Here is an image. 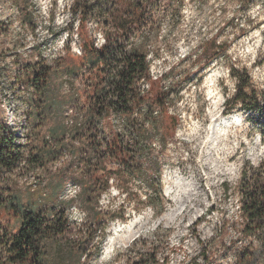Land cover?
Returning a JSON list of instances; mask_svg holds the SVG:
<instances>
[{
    "label": "rangeland",
    "instance_id": "obj_1",
    "mask_svg": "<svg viewBox=\"0 0 264 264\" xmlns=\"http://www.w3.org/2000/svg\"><path fill=\"white\" fill-rule=\"evenodd\" d=\"M149 1L150 19L134 44L149 40L150 72L160 83L143 82L142 90L172 89L166 108L176 119L174 140L162 148L159 132L153 141L162 197L141 179L122 185L103 177L116 166L102 161L108 131L90 119L87 78L59 69L81 63L85 42L102 43L101 25L78 24L76 0H0V21L9 26L0 35V62L7 68L0 118L20 149L0 177V228L11 234L20 229L9 210L11 196L29 206L47 195V206L64 217L52 219L46 264H236L245 244L226 222L241 221L243 172L264 163V141L240 104L226 108L239 84L234 72L264 93V0ZM23 10L34 16V33L21 26ZM212 41L224 47L210 62L203 53ZM33 62L55 70L47 103L14 81L23 77V64ZM28 112L38 119L29 127ZM110 129L123 134L124 123L113 118ZM150 244L155 258L140 261Z\"/></svg>",
    "mask_w": 264,
    "mask_h": 264
},
{
    "label": "trees",
    "instance_id": "obj_2",
    "mask_svg": "<svg viewBox=\"0 0 264 264\" xmlns=\"http://www.w3.org/2000/svg\"><path fill=\"white\" fill-rule=\"evenodd\" d=\"M148 1L76 0L73 13L80 17L78 24L84 25L88 20L99 23L104 44L97 49L95 41L85 42L81 63L73 65L72 61L70 65L59 66V69L66 76L87 78L85 89L91 103L90 119L108 131L105 133L102 161L116 166V170L105 171L103 177H116L115 181L118 179L122 185L129 179H141L149 188H157L158 196L162 197L161 165L153 153L156 146L153 141L159 132L161 140L157 141L162 148L174 140L172 127H175L176 119L168 116L166 108L172 89L166 93L158 89L142 90L143 82L150 87L160 83L150 72L149 40L143 38L134 44L138 28L150 19ZM20 20L23 30L35 32L33 14L23 10ZM8 28L0 21V35H7ZM223 47L212 41L203 55L211 62L220 56ZM6 71L4 62H0V89ZM22 72L23 77L14 79L18 86L24 85L25 91L39 95L47 103L48 87L55 70L41 62H33L23 64ZM233 76L237 77L239 84L234 97L227 101L226 110L240 104L264 141V93L253 90L250 82H243L242 76L236 72ZM113 118L124 123L123 134L115 133L113 129L109 131ZM37 120L33 112H28L27 127ZM14 139L0 118V177L5 169L13 168L20 156V149L13 145ZM37 159L33 165L41 162L39 157ZM106 183L108 185L109 181ZM34 193L37 194L36 191ZM239 196L241 221H234L231 225L226 222V228L229 225L237 233V239L245 242L236 251V264H261L264 261V163L253 173L250 170L243 172ZM11 201L9 210L19 219L20 229L11 234L0 228V249L3 250L0 264H46L45 243L55 229L52 219L63 216L64 212L56 214L55 206L48 207L47 195L29 203V206H21L16 196H11ZM145 201L154 206L150 195H145ZM4 204L0 194V207ZM149 246L146 255L139 254L140 261L155 258V248L151 244Z\"/></svg>",
    "mask_w": 264,
    "mask_h": 264
},
{
    "label": "bare ground",
    "instance_id": "obj_3",
    "mask_svg": "<svg viewBox=\"0 0 264 264\" xmlns=\"http://www.w3.org/2000/svg\"><path fill=\"white\" fill-rule=\"evenodd\" d=\"M213 79H214V76H211V79H210V80H211V81H210L211 83H213V82H214V80H213ZM211 96H213V97L215 96V95H214V91H211ZM234 118H235V117H234ZM230 120H231V119H230ZM226 123H230V121H229V122H228V121H226ZM228 125H229V124H228ZM112 248H113V246H111L110 250H111Z\"/></svg>",
    "mask_w": 264,
    "mask_h": 264
},
{
    "label": "built area",
    "instance_id": "obj_4",
    "mask_svg": "<svg viewBox=\"0 0 264 264\" xmlns=\"http://www.w3.org/2000/svg\"><path fill=\"white\" fill-rule=\"evenodd\" d=\"M104 44V40H102V43H98L97 44V49H100L101 47H102V45ZM144 88H146V85L145 86H143Z\"/></svg>",
    "mask_w": 264,
    "mask_h": 264
}]
</instances>
